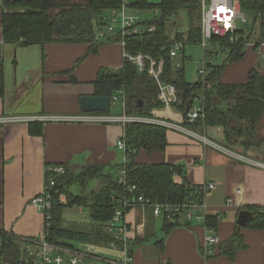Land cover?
<instances>
[{
  "label": "crops",
  "instance_id": "crops-1",
  "mask_svg": "<svg viewBox=\"0 0 264 264\" xmlns=\"http://www.w3.org/2000/svg\"><path fill=\"white\" fill-rule=\"evenodd\" d=\"M100 23L95 26L99 44L95 53H89V43L19 46L4 42L0 8V60L4 66V94L0 97V230L20 240L38 238L44 232V216L32 199L44 189L48 169L64 165L77 174L85 166L95 164L103 166V173L110 175L109 168L119 171L126 161L125 152L117 147L118 140L125 136L123 125L65 120L83 113L80 98L95 95V81L102 68L119 69L123 65V46ZM99 30L104 32L101 38L97 36ZM177 33L171 36L174 38ZM248 53L246 49L243 59L226 66L220 82L246 83L252 70L264 77V62ZM157 111L158 116L176 123L185 120L184 113L174 107L155 109L153 113ZM9 116H36L40 120L34 122L39 126L33 133V121H1ZM47 117L52 119L44 120ZM184 127L188 131L169 128L164 151L142 150L136 161L178 165L185 174L176 176L177 182L186 181L191 187L214 182L216 188L206 196L208 218L193 223L184 217L178 219L179 225L162 237L165 240L161 258L151 263L264 264V227L238 224L242 210H264V143L245 147L243 138L228 142L223 126L196 131L186 124ZM147 210L132 208L127 213L129 223H146L140 238L146 237L148 227L150 237L155 235ZM208 219H215L216 224L210 225ZM209 226L216 228L219 242L212 247L213 254L206 257L203 247ZM236 233L238 248L230 256L224 246ZM150 237L143 244L156 245L159 239L150 241ZM138 248L137 257L133 252L132 264L148 263L145 252L141 246Z\"/></svg>",
  "mask_w": 264,
  "mask_h": 264
},
{
  "label": "trees",
  "instance_id": "trees-1",
  "mask_svg": "<svg viewBox=\"0 0 264 264\" xmlns=\"http://www.w3.org/2000/svg\"><path fill=\"white\" fill-rule=\"evenodd\" d=\"M122 0H12L4 4L2 10L3 39L5 43L29 46L45 45L50 42L77 44L89 43V53H95L99 44L96 40V24L103 19V11L117 8ZM253 1L245 2L250 8ZM136 8H153L147 0H135ZM161 16L147 24L156 25L154 32L132 35L126 38L127 51L132 54L147 53L157 59L165 60L161 80L174 83L178 90V101L174 107L187 115L192 102L197 96H205V115L194 122L185 124L194 131L208 126H223L228 142L234 138H243V145L249 147L264 143L263 135L257 133V128L264 114V77L252 70L249 80L241 84H225L220 82V76L229 63L239 61L246 55L244 39L229 46L227 58L222 64H210L211 72L205 82H189L185 77V57H182V67H176V59L171 57V45L182 40L188 44L201 42V8L200 0H162L159 5ZM28 9L34 10L27 12ZM185 10L189 22L187 34L178 32L173 38L168 29V21L173 15ZM117 40L120 38L117 37ZM257 48V47H255ZM95 95L112 97L118 90L126 95L127 115L148 117L155 109L164 108L158 98L159 87L155 78L148 71L140 72L138 68L124 59L119 69L102 68L95 81ZM4 94V66L0 60V97ZM143 106L139 107V102ZM32 132L38 122L30 124ZM169 128L143 122H129L125 127V142L129 148L126 161L120 169L126 170V182L119 183L118 178L103 173L101 165L85 166L81 172L74 173L66 167V173L56 175V186L53 188L52 220L48 240L54 244L74 246L70 241L85 244L107 245L113 237L107 233L106 225L112 218L115 209L121 201L130 200L133 196L142 195L152 203L181 202L196 194L198 186L191 187L184 182H177L176 176H183L185 169L169 163H138L137 156L142 150L164 151L168 145L167 132ZM39 133H42L41 129ZM231 144V143H230ZM103 177V182L97 189L78 195L71 193L68 186L77 183L86 186L90 181ZM135 185L134 193L129 192V186ZM67 195V202L60 201V194ZM84 206L89 209L92 219L90 227L75 229L65 225L64 213L67 208ZM131 208H126L128 213ZM254 219L249 225L264 227V210L254 208ZM209 220V219H208ZM215 225V219L208 221ZM178 221L163 223L162 230L167 236L178 226ZM148 232L146 237H150ZM135 238L132 246H142L147 238ZM164 238L156 240L155 244L163 250ZM239 235L224 246V250L232 256L238 248ZM23 240L0 230V264H27L28 256L22 251ZM133 252V251H132Z\"/></svg>",
  "mask_w": 264,
  "mask_h": 264
},
{
  "label": "built area",
  "instance_id": "built-area-1",
  "mask_svg": "<svg viewBox=\"0 0 264 264\" xmlns=\"http://www.w3.org/2000/svg\"><path fill=\"white\" fill-rule=\"evenodd\" d=\"M12 0H0V8L4 7L5 2ZM135 0H122L121 5L117 8L109 9L107 16H104L100 26L105 27V31L114 38L119 37L118 42L124 48V58L134 64L140 72L148 71L159 87L158 98L164 105V108H172L178 101V90L174 83L166 84L161 80V76L165 67L164 59H157L151 54L137 53L132 54L127 51L126 38L132 35L143 34L145 32H154L156 25L147 24L139 17L128 13L132 8ZM242 1H253L250 6L252 16H248L242 11ZM201 8V46L204 52L211 54L227 53L229 46L235 42L248 39L246 47L255 48L259 45L264 46V0H200ZM158 12H156L157 14ZM159 15V14H157ZM239 21L246 24L251 21L253 30L248 32L241 29L238 25ZM257 33V34H256ZM99 38L104 36L103 31H98ZM257 40V41H256ZM186 43L182 40L175 41L170 48L171 57H178L185 51ZM209 50V51H208ZM210 64L213 60L204 59V66L199 69L196 82H205L207 76L211 72ZM176 67L181 68L182 62H176ZM111 98V107L121 103L122 114L106 115L104 112L81 113L77 116L66 117L65 120L71 122H85L97 124L119 123L126 127L129 122L151 123L167 128L180 129L184 132L188 131L184 126L186 122H194L205 115V96L200 95L192 102L187 115L184 114V122L176 123L172 120L162 118L158 115H150L142 117L137 115H127L126 113V95L123 90H118ZM42 119V118H41ZM47 117L44 120H51ZM64 119V118H63ZM57 118L56 120H63ZM38 117H20L9 116L1 118L2 122L9 121H38ZM193 134L192 132H188ZM194 135V134H193ZM123 136L117 142V147L123 150L125 154L129 152V148ZM204 142L211 143L207 138L200 137ZM66 173L64 165H54L48 169L46 174L45 187L41 193L32 199V204L43 214L45 220L44 232L38 238L23 239L22 251L28 256L27 264H90L89 262H103V264H132L133 252L132 235H144L146 223L137 224L129 223L127 220L126 208H141L143 210L150 209L155 217H160L165 221L176 222L184 217L187 222H202L208 218V204L206 202L207 194L216 188V183L208 182L201 184L196 194L191 198L181 202H155L152 203L145 199L144 196H133L130 200H122L121 204L115 209L112 218L106 225V231L113 237V240L107 245H87L85 249L75 248L74 246L54 244L48 240L49 228L51 225L53 207V188L56 186V175ZM119 183L126 182V170L120 169L118 176ZM135 185L129 186V192L134 193ZM60 201L67 202V195L61 193ZM209 234L205 237L204 254L209 257L213 254L212 247L218 244L219 238L216 234V228L209 226ZM96 247H106L110 250L118 252L119 256L112 258L100 254ZM0 262L2 256L0 254Z\"/></svg>",
  "mask_w": 264,
  "mask_h": 264
},
{
  "label": "rangeland",
  "instance_id": "rangeland-1",
  "mask_svg": "<svg viewBox=\"0 0 264 264\" xmlns=\"http://www.w3.org/2000/svg\"><path fill=\"white\" fill-rule=\"evenodd\" d=\"M150 3H152L155 7L153 8H130L128 10L129 14H132L134 16H137L140 18L141 21H153L159 18L161 14V10L159 8V5L161 4L162 0H147ZM242 11L248 16V18H251L252 14L251 10L247 6H245V2L242 1ZM156 12H158L157 15ZM102 15H107L106 11H103ZM168 29L171 35H174L178 31L184 34H187L189 30V22L187 18V13L185 10H181L178 14L173 15L170 20L168 21ZM239 27L245 31H252L253 26L251 24V21L242 24L240 21L238 23ZM257 34V33H256ZM257 41V40H256ZM247 51H249L248 54H255L259 57L261 62H264V55L262 53V46L259 45L255 49H251L250 47L246 48ZM209 51V50H208ZM183 55L185 56V77L189 82H196L199 72V69H201L204 66V59L206 58L208 61L210 59L213 60V64H222L223 61L227 58V53H217V54H211L210 52H204L203 47L201 44H188L185 47L184 54H180L178 57H176V61H182ZM175 108V107H174ZM163 109V108H160ZM154 111V110H153ZM151 113V115H158V111L155 113ZM106 115H120L122 114V105L121 103H118L117 105H114L111 107V109L108 112H104ZM166 118L169 117V115L165 116ZM257 133L264 135V114L261 119V122L257 128ZM107 173V172H106ZM108 173L112 176V178L116 179L119 176V171L116 167H112L108 169ZM103 178V177H101ZM98 185H101L100 178L94 179L89 182L86 186H81L77 183H71L68 186V189L71 193L83 195L89 193L92 189L97 187ZM148 219L150 222V228L151 231L155 230V235H152L149 239L150 241L152 239H160L164 236V232L162 230L164 220L160 217H155L150 209L147 210ZM64 221L65 225L71 228L75 229H86L90 227L92 223V219L89 213V209L84 206H73L71 208H67L64 213ZM72 245H74L75 248L79 249H85L87 245L92 246L91 244H85L78 241H70ZM1 244V243H0ZM100 246V245H99ZM94 247V244H93ZM97 251L102 254L103 256L107 257H118V252H115L113 250H110L106 247H96ZM138 246L133 247L134 256L138 254ZM162 261H160L161 263ZM90 264H103V262H95L91 261ZM146 264H153L151 262H148Z\"/></svg>",
  "mask_w": 264,
  "mask_h": 264
},
{
  "label": "water",
  "instance_id": "water-1",
  "mask_svg": "<svg viewBox=\"0 0 264 264\" xmlns=\"http://www.w3.org/2000/svg\"><path fill=\"white\" fill-rule=\"evenodd\" d=\"M34 10L28 9L27 12H33ZM143 106V102H139V107ZM81 111L85 113L93 112H108L111 109V98L109 96L99 95H83L80 98ZM254 219V215L251 211L242 210L239 214L238 224L241 226L247 225ZM142 250L145 252V259L148 262H155L161 258V250L153 244H142Z\"/></svg>",
  "mask_w": 264,
  "mask_h": 264
}]
</instances>
